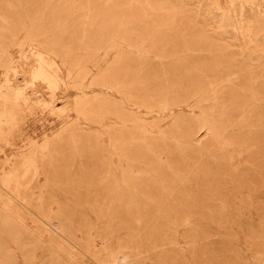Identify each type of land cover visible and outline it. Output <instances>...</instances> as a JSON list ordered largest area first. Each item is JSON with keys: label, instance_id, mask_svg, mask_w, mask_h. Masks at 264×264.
Returning a JSON list of instances; mask_svg holds the SVG:
<instances>
[{"label": "rangeland", "instance_id": "374dc122", "mask_svg": "<svg viewBox=\"0 0 264 264\" xmlns=\"http://www.w3.org/2000/svg\"><path fill=\"white\" fill-rule=\"evenodd\" d=\"M263 141L264 0H0V264H264Z\"/></svg>", "mask_w": 264, "mask_h": 264}, {"label": "bare ground", "instance_id": "6f19581e", "mask_svg": "<svg viewBox=\"0 0 264 264\" xmlns=\"http://www.w3.org/2000/svg\"><path fill=\"white\" fill-rule=\"evenodd\" d=\"M254 10V9H253ZM37 69H39V68H37ZM41 71V70H40ZM44 72V71H43ZM39 73V72H38ZM40 76V75H39ZM253 97V96H252ZM251 98V97H250ZM198 99V98H197ZM196 100V99H195ZM168 105V104H167ZM164 106V105H163ZM169 106V105H168ZM166 108V107H165ZM260 109V108H259ZM263 135V134H262ZM264 142V141H263ZM261 153V152H260ZM218 187V186H217ZM3 189V188H2ZM236 190V189H235ZM6 191V190H5ZM2 192V191H1ZM5 194V193H4ZM12 196V195H11ZM228 199V198H227ZM1 200V199H0ZM17 200V199H16ZM104 200V199H103ZM3 201V200H2ZM19 201V200H18ZM21 203V202H20ZM1 204V203H0ZM217 211V210H216ZM20 220V219H19ZM106 223V222H105ZM27 225H28V223H26ZM25 225V224H24ZM30 225V224H29ZM29 227V226H28ZM35 227V226H34ZM31 228V227H30ZM52 228V227H51ZM54 229V228H53ZM105 229H106V227H105ZM108 229V228H107ZM32 230V229H31ZM54 232L56 233V234H62L61 236H63L64 234H65V232L66 231H64V227L63 226H59L58 227V229L57 230H54ZM36 233V232H35ZM41 234V233H40ZM46 234V233H45ZM46 236V235H45ZM55 236V235H54ZM47 237V236H46ZM42 238V237H41ZM45 238V237H44ZM54 238V237H53ZM50 239V238H49ZM57 239V238H56ZM48 240V239H47ZM58 240V239H57ZM46 241V240H45ZM49 242V241H48ZM51 243V242H50ZM61 244V243H60ZM56 245V244H55ZM94 245V244H93ZM53 246V245H52ZM50 247V246H49ZM49 247H45L44 248V250H46V253L49 255V262L50 263H52L53 262V260H56V261H58V258L57 257H55V256H52L49 252H51V250L50 249H52L51 247L49 248ZM62 249V248H61ZM34 252V251H33ZM258 252V251H257ZM56 253H58V252H56ZM67 253V252H66ZM69 253V252H68ZM33 256V255H32ZM71 256H73V255H71ZM70 256V257H71ZM122 256V255H121ZM34 257V256H33ZM118 257H119V255L116 257V258H114L112 261H111V263L112 264H126V262H125V257L124 256H122L119 260H118ZM66 261V260H65ZM49 263V264H50ZM58 263H60V262H58ZM61 264H62V262H61ZM98 264H104V262H100V263H98Z\"/></svg>", "mask_w": 264, "mask_h": 264}]
</instances>
